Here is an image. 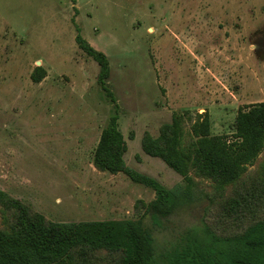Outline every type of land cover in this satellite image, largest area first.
<instances>
[{"label":"rangeland","instance_id":"rangeland-1","mask_svg":"<svg viewBox=\"0 0 264 264\" xmlns=\"http://www.w3.org/2000/svg\"><path fill=\"white\" fill-rule=\"evenodd\" d=\"M77 35L106 56L112 98ZM260 102L264 0H0V190L49 221H137L154 199L93 165L113 115L126 166L172 188L182 177L142 151L145 133L207 113L211 135L231 140L237 111ZM261 166L264 149L247 171ZM202 182L199 201L152 230L158 256L200 225L205 207L215 212ZM10 221L0 205V230Z\"/></svg>","mask_w":264,"mask_h":264},{"label":"trees","instance_id":"trees-1","mask_svg":"<svg viewBox=\"0 0 264 264\" xmlns=\"http://www.w3.org/2000/svg\"><path fill=\"white\" fill-rule=\"evenodd\" d=\"M75 40L99 65L98 82L112 98L105 86L109 76L106 56L80 35ZM36 71L40 74L33 73L31 79L38 83L43 72L40 67ZM184 116L192 123L188 134ZM117 120L113 115L102 130L93 165L101 172L123 174L153 191L154 199L141 218L52 222L0 190V205L11 216L0 230V264H264V169L247 171L264 149V102L237 111L231 140L211 135L207 113L196 119L174 115L160 127L157 137L145 133L142 151L182 177V183L172 188L126 166L127 144ZM202 181L211 183L212 193L205 195L215 212L205 207L200 225L158 256L152 230L199 201ZM147 218L150 227L144 223Z\"/></svg>","mask_w":264,"mask_h":264}]
</instances>
